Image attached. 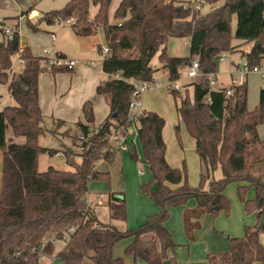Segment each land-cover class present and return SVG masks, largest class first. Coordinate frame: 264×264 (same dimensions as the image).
<instances>
[{
  "label": "trees",
  "instance_id": "trees-1",
  "mask_svg": "<svg viewBox=\"0 0 264 264\" xmlns=\"http://www.w3.org/2000/svg\"><path fill=\"white\" fill-rule=\"evenodd\" d=\"M202 1L203 5H217L221 0ZM111 3L112 0H71L41 18L47 25L74 19L72 30L79 37L92 36L102 28L110 48L102 64L103 72L110 78L97 87V94L107 100L110 114L96 127L93 103L83 105L85 123L74 124L72 135L74 145L84 136L80 161L71 149L65 153L66 163L74 168L72 172L52 167L41 172L38 166L40 155L55 156L59 152L39 144L42 136L56 134L43 126L45 119L40 107L39 75L49 71L47 60L24 48L21 53L24 69L9 78L13 60L21 51L20 37L0 46V85H7L17 103L0 111V264H41L40 256L47 251L46 238L62 241L65 236L70 244L56 254L65 264H124L123 258L113 256V250L127 238L133 241L126 248V255L146 264L165 261L176 264L177 244L163 225L169 219V209L196 199V209L185 213L187 235L193 239V232L199 227L193 219L204 214L216 218L222 213L230 215L232 206L225 190L231 183L238 184L240 202L247 214H256L258 223L246 226L242 237L230 238L228 251L209 254L208 263L264 264V225L259 227L264 217V143L258 135V126L264 121V89L254 117L248 110L247 84L231 87L230 97L226 96L227 88L211 91L208 77L186 85L185 97L170 91L175 99L181 97L177 106L179 119L196 141L195 150L203 168L200 186L189 185L185 165L182 169L169 165L163 138L166 121L157 113L144 111L137 116L136 125L152 181L142 185V193L158 205L160 212L148 216L138 229L121 230L86 208L90 183L110 179L108 172L96 169V163L102 159L112 162L115 158L110 136L129 123L134 83L155 80L153 58L159 54L171 82L179 80L193 61L199 62L201 73H217L219 56L235 49L234 37L244 43H260L245 57L250 65H261L264 0H223L221 6L208 13L175 0H122L115 12L119 21L116 24L109 22ZM92 6L97 7L94 17L90 15ZM233 19H236L234 35ZM175 40L188 42V55H169V42ZM51 70L69 71L55 67ZM116 74L120 78H115ZM188 87L194 89L193 101ZM55 123L67 125L62 120ZM176 131L179 133V127ZM132 156L137 159L136 154ZM218 169L223 173L220 180L214 178ZM250 189L255 190L253 200L248 198ZM108 207L111 219L127 220L125 200L111 194Z\"/></svg>",
  "mask_w": 264,
  "mask_h": 264
},
{
  "label": "rangeland",
  "instance_id": "rangeland-1",
  "mask_svg": "<svg viewBox=\"0 0 264 264\" xmlns=\"http://www.w3.org/2000/svg\"><path fill=\"white\" fill-rule=\"evenodd\" d=\"M27 0H20V3H24ZM66 1L70 0H43L38 6L37 9L40 13H46L50 12L52 10H58L66 5ZM197 1L200 0H191V6H195ZM118 2V0H112V10L115 6V4ZM223 4V0H221L217 5H203L201 11L203 13H208L215 8L221 6ZM15 8L7 7V10H3L0 12V18H7L9 19L10 23H14L15 17L20 15V12L17 10L16 5H14ZM94 6H92V10L94 13ZM92 13V14H93ZM110 19L112 21H116L114 18V11H112V15L110 16ZM33 23L36 24V21H33ZM38 27H40L44 31H35L34 28H32L29 24L27 19L21 18L19 22V30L21 34V42L22 44H27L32 53L35 56H41L42 55V46L43 44H46L49 38L50 32H55L57 34L58 39V46L63 49V52L66 53L69 57H74L75 59L82 60L87 59L90 57H93L94 60L97 62V69H101V64L103 61L102 54L98 53L97 51H92L91 53H88L87 55H76L79 51V46L77 43H75L71 39L72 29L71 25L64 23L61 24H54V26L49 27L46 24H39ZM232 34L234 35L236 30V19H233L232 21ZM73 36V35H72ZM98 42H101V47L106 46V39L104 37V30L100 28L98 30V37H96ZM89 40H94V38H90ZM171 43H175L171 49H169V45ZM233 44L240 43V40H237L233 37L232 39ZM182 40H175L169 42L168 49H169V55L170 56H185L186 55V48L184 45H182ZM227 57L224 61H217V74L219 77H222L223 79H226V84L230 83L232 80V75L234 78H239V73L236 68H233V65L238 64L240 61L243 60L241 54L235 53L232 54L230 52H225ZM83 56V57H82ZM86 61V60H85ZM14 68L13 71L10 72L9 78L12 77V73L19 74L23 71L21 69L22 67L19 66L18 58L15 57L13 60ZM151 66L153 69L157 70L155 79L160 80L165 86L168 84L169 79L167 76H162V72L164 69L163 65L160 62L159 54H157L152 62ZM263 66V65H262ZM72 72L70 71H63L60 72L57 77H54L52 72H46L41 74L40 81L41 86L43 89V94L45 97V100H48L49 105L53 106V95H54V89L56 83H58V86L61 88L62 84H70ZM184 77V80L182 81V85L185 87L188 82L185 83L186 76H184V73L180 79ZM57 79V80H56ZM103 79H106V76L103 75ZM57 82H56V81ZM82 79H76V82L73 84L75 86L72 87V90L69 94L67 92H64V100L69 99L70 103L73 104L76 102L80 90L79 87H77L79 82ZM248 91H249V97H248V109L252 116H256L258 112V106H259V91L260 88H264V81L261 79L259 75H249L246 79ZM184 82V83H183ZM186 84V85H185ZM58 94H60V89L58 90ZM0 95L2 98H0V111L3 110L4 107L14 105L15 101L8 92L7 85H0ZM182 97L186 96V91L184 89L183 93H181ZM188 95L190 97V100H194V89L193 87H188ZM100 98V97H99ZM148 98L151 101V106L155 109L150 110L148 109L147 112H154L159 115H161L167 122L166 130H165V138H166V146L169 158L173 163L177 164V160L179 161V169H182L185 165L187 174H188V182L189 185L193 188H198L201 184V176H200V166L198 157L195 151L194 147V141L189 136L183 122L179 119L178 113H177V106L181 103V97H178L175 99V97L172 95V93L168 90L167 87L155 89L154 92H149L146 94H143L141 96V101L144 102L145 99ZM101 102L103 104H107V100L103 97L100 98ZM61 106H58V108H55L56 111H60ZM54 109V108H53ZM54 120L51 117H46L44 121V127L47 129H52L55 131V136L52 134H46L45 136H42L40 138V146L59 151L57 154L61 153L60 156H51L49 153H45L39 156V170L41 172H46L50 167L59 170V171H67L72 172L74 171V168L66 163L65 159V153L68 149H71L76 157L75 159L77 161H80L79 155L81 154V150L79 149L80 144L77 145L73 144L72 135L74 133L73 124H67V125H59L54 124ZM179 127V133H177L176 129ZM259 130L262 138H264V121L259 125ZM135 132V128L133 127L130 130V134ZM7 135H11V130L7 132ZM134 137H131V135L127 138V143L130 146L131 151L123 152V157H117L112 162H109L107 160H103L99 163V171H107L110 174L109 181H93L91 182V194L95 195L97 193H108L109 191L115 192L116 188L113 187H123L124 190L127 192L126 194V205H128L129 208V215L131 217L130 220V228L129 230H134L140 228L142 225H144L147 221V218H145L143 224H137L136 217L137 212L141 213V209L145 206V203L141 201L143 197L146 198L147 202H150L153 205H158L151 200L147 195L142 193V185L148 184L152 181V174L149 169V166L144 161V155H143V148L141 146L140 141L136 138V145L137 149L134 147ZM113 153H117V149L115 148ZM133 154L137 155V159L133 158ZM126 161V163L123 162ZM1 164V163H0ZM0 174H1V165H0ZM217 176L222 177L221 171H218ZM196 183V186L193 184ZM195 187H194V186ZM153 186H155L153 184ZM208 186V185H207ZM236 188H238V184L231 183L228 185L226 189V195L228 199L231 202V212L230 215L227 216L226 214L223 217H220L219 226H223V224L228 223L231 227V230L234 231L237 230L239 226L242 225V220L244 219H251L253 214H247L245 213L244 209H239V205L241 204L237 198ZM113 189V190H112ZM254 193V189H252V192ZM124 195V194H123ZM143 196V197H142ZM89 197V195H88ZM196 202L195 198H191L186 206H189V202ZM149 204V203H148ZM239 204V205H238ZM242 206V205H240ZM146 209L149 208V205L146 204ZM159 208V207H158ZM181 208V207H180ZM177 212L181 209H175ZM175 210H173L170 213V219H169V227L172 229V231L176 234V239L178 237H182L183 239H186V234L183 226V215L180 213H177V215L174 214ZM187 210V209H186ZM160 212V208H159ZM158 214V213H157ZM104 215H102L103 220H107L108 218ZM154 215V214H153ZM213 216V215H212ZM214 217V216H213ZM217 217V218H219ZM217 219L216 217H214ZM222 218V219H221ZM113 224H118L116 221H111ZM220 228V229H219ZM219 231H221L222 227H219ZM226 229V228H223ZM244 235V232H243ZM242 235V236H243ZM264 238V234L262 235ZM124 242V241H123ZM121 242L120 244H123ZM60 246L63 245V243L59 244ZM197 249L193 250L194 258L191 259L190 257V249L188 246H181L178 249V256L176 251V258H178L179 263L181 264H208L207 262V252L203 249H200V254L203 253L204 256H199L196 254ZM223 253V252H221ZM59 261L61 264H64L63 261L55 257L53 262ZM51 261L44 262L43 264H50ZM137 264H146L142 261H138Z\"/></svg>",
  "mask_w": 264,
  "mask_h": 264
},
{
  "label": "crops",
  "instance_id": "crops-1",
  "mask_svg": "<svg viewBox=\"0 0 264 264\" xmlns=\"http://www.w3.org/2000/svg\"><path fill=\"white\" fill-rule=\"evenodd\" d=\"M42 1L43 0H27L24 3H20V0H0V12H2L3 10L4 11L7 10V7L15 8L14 5H16V8L20 12V15L15 17L14 23L11 24L9 19L4 17L11 25H17V24L19 25L20 19L21 18H25V19H27L28 24L34 26L38 31H44L40 27H38V25L40 23L41 24H46L45 22L41 21V18H42V16L45 13H40L39 10L37 9V6ZM70 1H66V2L68 3ZM121 1L122 0H118V2L115 4L113 10H112V7H111L112 4L110 6V9H109V22L111 24H116V23L119 22L118 20L112 21L110 19V16L112 15V11H114V18H115V12H116L118 6L120 5ZM167 1H170V0H167ZM175 1L181 2V3H184V4H189V3L191 4V0H175ZM28 10H30V12L27 13ZM92 13H93V10H92V7H91V9H90L91 17H94L95 14L97 13V7L94 8V13L93 14ZM22 14H23V16H22ZM33 21H36V24L33 23ZM57 23L61 24V23H64V22H57ZM65 23L69 24L67 22H65ZM69 25H71V29H72V24H69ZM47 26L52 28V26H54V25H47ZM52 35H54L56 37V41H55L54 45H53V41H52ZM70 37L79 46V51H78V53H76V55H79V56L87 55L88 53H91L92 51H94V52L97 51L98 53L101 54L100 49L98 48L99 46H101V42H98L97 39H96V37H98V31L94 35L89 36V37H79V36L75 35V33L72 30V34H71ZM92 37L94 38V40H89ZM104 37L106 39L105 32H104ZM20 43H21V48L22 49L28 48L30 50V52L32 53L30 47L27 44H22L21 38H20ZM182 43H183L182 45H184L185 48H186V52H187L186 55H188L189 54L188 42L186 40H182ZM106 45H107V39H106ZM254 45H255V42L244 43V42L240 41V43H238V44H233L232 43V46L235 49L233 51H231L230 53H232V54L239 53V54H241V56L243 58V60L240 61L238 64H236V65L234 64L233 68L238 67L243 61L246 60L245 55L252 51V49L255 47ZM46 46L52 47V50L48 54L44 53V48ZM57 52L62 54V55H64V56H66L68 58V55H66V53L63 52V49H61V47L58 46L57 34L52 31V32L49 33V38H48V41L46 42V44H43V46H42V55L41 56H35L33 53H32V55L35 56V57H40V58L48 60V58H51ZM179 56H181V55H179ZM69 59L77 60L78 61V65L73 70H69L70 72H72L71 80H70V84L69 85L68 84H62L61 88H60L58 86V83H56L55 89H54V95H53V98H52L53 102H54L53 106L52 105L50 106L49 103H48V100H45V97H44V94H43V89H42V86H41L40 76H41V74L46 73V72H43V73H41L39 75L40 107H41L44 119L46 117H51L54 121L62 120V121H65L67 124H73V125L78 123V122L85 123V119H84V115H83V105L86 102L91 101L93 103V109H94V114H95V126L98 127L109 116L110 107H109V105L103 104L101 102L100 98L102 96H99L97 94V87L100 84H102V83L106 82L107 80H109L110 77H109V75L105 74L103 72V70H102L103 61H102V64H101V69L99 70V69H97V66H98L97 62L98 61L94 60L93 57H90V58H87V59H83V61L79 60V59H75L74 57H69ZM92 64H94V66ZM261 65H263V67H264V60H263ZM13 68H14V66H13ZM21 69H24V67L21 68ZM162 69H164V68H162ZM48 72H52L54 77H57L59 75V73H60V72H58V73L53 72L51 70V68L49 69V71H47V73ZM161 74H162V76H167L168 77V72L165 69L163 70V72ZM103 75L106 76V79H103ZM252 75H257V74H252ZM80 78L82 80L78 83L79 85L77 86V87H79L80 94H79L76 102L71 104L69 99H65L64 100V92H67V94H69L71 92V90H72V87L75 86L73 84L76 82V79H80ZM168 79H169V77H168ZM183 80H184V77H183L182 81ZM217 81H218V86H220V87H223V88L231 87L230 83L226 84L225 83L226 79H223L222 77H219L218 74H217ZM186 82H188L187 85L193 83V82H190L188 80L187 81L185 80V83ZM59 89H60V94H58V90ZM262 89H264V88H260V91H259V103H260V93H261ZM154 91L155 90H153L151 92H154ZM147 93H149V92H147ZM248 97H249V91H248ZM1 98H2V96H1ZM16 105H17V103L15 101V104L14 105H10V106L14 107ZM151 105L152 104H151L150 99L146 98L145 101L142 102V110L143 111H148V109L153 110L154 108ZM8 106H6V107H8ZM58 106H61L60 111H56L55 110V108H58ZM6 107H4V108H6ZM166 125H167V122H166L164 130H163V138L165 140V143H166V138H165ZM133 127L135 128V132L133 134L132 133L130 134V130ZM130 130H129L128 137L130 135H131V137H134L135 141L133 142V144H134L135 149H137L136 138L139 140V136H138V132H137V125L135 124L134 126H132L130 128ZM258 135H259L260 141L264 143V138H262V136L260 134L259 126H258ZM193 141H194V147H196V141L194 139H193ZM130 149L131 148L129 146V151H131ZM60 155H61V153H59V155H56V156H60ZM117 157H123V152H120L118 149H117V153L115 154V158L114 159H116ZM197 157H198V161H199L200 176H201V174L203 172L202 163H201V160H200L198 155H197ZM166 159H167V162L169 163V165L171 167L179 169V162H180L179 160L180 159L177 160V164L173 163L171 161V159L169 158L168 151H166ZM101 161H103V159L96 163V169L97 170H99L98 167H99V163ZM123 162L126 163V161H124V160H123ZM0 163H1L0 164L1 165L0 178H1V176H2V160H1V158H0ZM218 171H221V173H222L221 169H218L214 173V178L216 180H220V179L223 178V173H222V177L217 176ZM101 172H107V171H101ZM193 184L196 186V183H193ZM113 188H116L115 192H112V191L110 192L109 191L108 193H97L95 195H92L91 194V183H90V186H89V197L88 198L94 203H97L100 200L102 201L103 204L94 207L93 210L97 213V215L99 216V218L103 222L113 224L111 221H116V223H118V224H113V225L117 226L121 230H128L132 226V225L130 226L131 217L129 215L128 205H126V207H127V220L125 222L111 219L110 210H109V207H108V202L110 200L111 194H113L114 198H116V196H118V195L123 196L124 197L123 200H125V203H126V198H127L126 197L127 192L124 190L123 187H113ZM236 189H237L236 190L237 198L239 200L238 188H236ZM251 192H252V189H250L249 192H248V198L253 200L256 197L255 190H254V193H251ZM225 195H226V190H225ZM141 201L143 203H145V206H146V204L149 205V208L146 209L145 206L143 208H139V209H141V213L137 212V214H136V217H138L137 224H143L146 217H148L150 215H153V214L159 213V208L156 205H153L150 202H147L145 197H143L141 199ZM239 202H240V200H239ZM186 204L182 205V206H178V207H172V208L169 209V213H171L173 210H175L177 208L181 209V210H178L179 212H177V210H175L174 214L177 215V213H180V214L183 215V226H184V230H185V234H186V239H183L182 237H178V236H177V239H176V234L169 227L170 216H169V219L163 223L164 227L169 232H171L173 234L174 241L177 244V248H176L175 254H174L175 258H176V251H177V256H178L179 247L185 245V246H188L189 249H190V257H191V259L195 257L193 255V250L197 249L196 250L197 251L196 254H198L199 256H204V254H203L204 252L200 254L199 250L200 249L205 250L207 252V262H208V255L209 254L221 253V252L228 251V249H229V239L230 238L242 237L244 229H245L246 226H253V225L258 223V218H257L256 214L254 213L252 215L251 219L242 220V225L239 226L237 228V230L234 229V231H233V230H231V227L229 226L228 223L223 224V226H219L220 217H223L225 215L224 213H222L221 216L219 218H217V219H215L211 214H204L201 217H199L198 219H193V222L199 224V227H197L194 230V232H193V237L194 238L190 239L189 236L187 235L186 226H185V213L187 211L195 210L196 207H197V201L196 202L190 201L188 207L186 206ZM240 205H242V206H240ZM240 205H239V209L241 208V209H244V211H245L244 205L242 203ZM105 213H106L105 216L108 218L107 220L106 219L105 220L102 219V215H104ZM245 213H246V211H245ZM219 227H222L221 231H219V229H220ZM223 228H226V229H223ZM123 241H121V242H123V244H120L121 242H119L115 246V248L113 250V256L115 258H123L124 264H137L138 261H141V260H136L134 257L128 256L125 253L126 248L132 243L133 238H127V239H124ZM262 241L264 243L263 236H262ZM61 243H63L62 246L59 245ZM45 244L47 245V251L45 253V259L43 261H41V264H43L44 262H47L49 260L51 261L50 264H61L59 261L53 262V260L56 257V254L58 252H61V251L65 250L68 247V245L70 244V240L67 241V242L54 241L53 237H47L46 240H45ZM176 264H181V263H179L178 258H176ZM190 264H192V263H190Z\"/></svg>",
  "mask_w": 264,
  "mask_h": 264
},
{
  "label": "built area",
  "instance_id": "built-area-1",
  "mask_svg": "<svg viewBox=\"0 0 264 264\" xmlns=\"http://www.w3.org/2000/svg\"><path fill=\"white\" fill-rule=\"evenodd\" d=\"M203 1L200 0L196 3V5L193 7L195 10L199 11L202 9ZM69 24H74L75 20L70 19L67 21ZM16 36L21 38L19 25H11L5 18H0V46L3 42L11 41ZM52 41L53 45L55 44L56 37L52 35ZM52 50V47L46 46L44 48V53L48 54ZM100 52L102 54L103 60L107 59L108 55L110 54V48L108 45L101 47ZM22 48L21 51L16 56L18 58L19 66L24 67L25 66V60L21 57ZM227 55L226 53H222L218 60L224 61L226 59ZM78 65L77 60L69 59L66 56L55 53L54 56L51 58H48L46 61V66L50 68H65L68 70H73ZM94 66V64H92ZM239 78H234L232 76L231 80V87H240L245 84H247V77L252 74H257L261 77V79L264 81V67L262 65H250L247 60L243 61L238 67H237ZM184 76H186V79L190 82H195L198 79L202 77H208L210 81V90L211 91H218L222 89L223 87L218 86L217 81V73H211V74H203L200 71V65L198 61H193L192 65L185 71ZM115 78H120V74L114 75ZM183 79V78H182ZM182 79H179L175 82L169 81L166 86L160 81V80H154L152 82H143V83H134V92L131 97V102L129 105L130 109V119L129 123L126 126H123L117 130H115L112 135L110 136L109 144L110 146L114 147V149H118L120 152H126L129 151V145L127 143V138L129 135V130L132 126L136 124V118L138 115H141L144 111L142 110V101L141 96L147 92L153 91L155 89L167 87L169 91H176L178 93H183L184 86L182 85ZM229 87L226 91V96L230 97L233 95V89ZM80 146L79 149L81 151L84 150L83 147V141L84 136L80 137ZM59 155V154H57ZM102 201H98L97 203L92 202L88 197L86 199V208L87 209H94V207L98 205H102ZM70 232H73V229L69 230ZM63 242L69 241V238L65 236L62 240ZM44 247V245L42 246ZM45 259V254H41L40 261H43Z\"/></svg>",
  "mask_w": 264,
  "mask_h": 264
},
{
  "label": "water",
  "instance_id": "water-1",
  "mask_svg": "<svg viewBox=\"0 0 264 264\" xmlns=\"http://www.w3.org/2000/svg\"><path fill=\"white\" fill-rule=\"evenodd\" d=\"M259 44H260L259 42H256L254 46L257 47V46H259ZM172 46H173V43H171L169 45V49H171ZM116 198L119 199V200H123L124 199V197L121 196V195L116 196ZM263 225H264V217H262V219H261V221L259 223V227L261 228ZM163 264H171V262L170 261H165Z\"/></svg>",
  "mask_w": 264,
  "mask_h": 264
}]
</instances>
